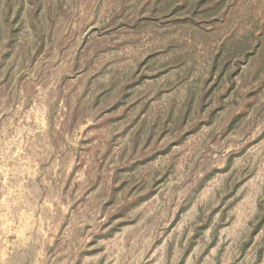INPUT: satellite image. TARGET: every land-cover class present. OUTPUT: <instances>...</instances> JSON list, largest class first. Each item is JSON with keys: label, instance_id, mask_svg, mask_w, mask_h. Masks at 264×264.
I'll return each instance as SVG.
<instances>
[{"label": "rangeland", "instance_id": "obj_1", "mask_svg": "<svg viewBox=\"0 0 264 264\" xmlns=\"http://www.w3.org/2000/svg\"><path fill=\"white\" fill-rule=\"evenodd\" d=\"M0 264H264V0H0Z\"/></svg>", "mask_w": 264, "mask_h": 264}]
</instances>
